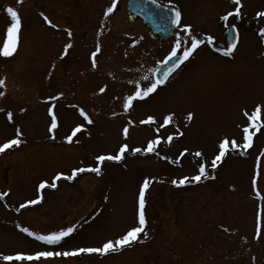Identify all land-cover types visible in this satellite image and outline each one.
<instances>
[{"label":"rangeland","instance_id":"374dc122","mask_svg":"<svg viewBox=\"0 0 264 264\" xmlns=\"http://www.w3.org/2000/svg\"><path fill=\"white\" fill-rule=\"evenodd\" d=\"M158 1L176 6L182 23L191 25L196 36L223 39L226 23L237 25L236 54L223 59L198 50L154 95L126 113L122 99L134 90L129 81L146 85V74L152 79L180 29L156 40L142 23L129 19L125 0H118L107 18L103 14L111 0H0V39L10 22L4 8L16 7L22 20L17 52L0 57V78L5 80L0 88L5 93L0 96V143L13 138L17 127L22 133L19 146L0 153V191L9 193L0 199V253L98 247L118 237L137 225L138 190L147 176L154 180L146 193V238L141 234L140 242L103 256L82 253L36 264H264V225L256 235L257 206L264 204V127L243 155L240 149L231 150L216 169L209 168L208 179L171 184L172 179L196 175L200 162L210 165L222 137L242 143L247 120L243 111L251 113L264 101V42L258 35L264 23L255 15L264 10V0H242V18L227 22L220 17L235 7L232 0ZM69 41L71 48L61 56ZM97 42L101 51L93 68L91 53ZM57 93H63L57 101L47 100ZM52 103L58 128L50 134L47 110ZM77 107L88 112L92 124L80 117ZM8 111L13 113L11 122ZM189 111L194 118L186 122ZM169 112L174 124L159 133L155 125L139 124L148 115L162 123ZM78 123L84 129L71 143L65 141ZM177 126L183 135L165 143ZM157 134L162 137L159 155L129 151L122 162L105 161L101 175L84 172L71 181L61 178L55 189L42 190L39 203L15 210L36 198L40 181L51 183L57 172L70 175L73 168L95 166L97 155L115 154L122 143L143 148ZM184 148L189 151L180 157ZM196 151L203 156L196 157ZM258 157L259 198L252 185ZM177 158L179 162H171ZM70 224L77 230L58 246L44 245L20 230L46 233Z\"/></svg>","mask_w":264,"mask_h":264},{"label":"snow or ice","instance_id":"6c2138e0","mask_svg":"<svg viewBox=\"0 0 264 264\" xmlns=\"http://www.w3.org/2000/svg\"><path fill=\"white\" fill-rule=\"evenodd\" d=\"M22 2V0H17V3ZM118 0H111V4L105 9L104 17H109L110 14L114 13V10L117 7ZM232 3L235 7L232 10L226 11L224 15L220 17L222 21L227 22L230 17H235L236 19L242 18V0H232ZM153 6L155 7H167V5L161 6L158 5V0H141V4L138 5V10L141 12H146L151 14L153 10ZM4 12L7 13L8 17H10V22L6 26V30L2 39H0V57L10 58L12 57L18 50L19 44V33L22 28V20L19 15L18 9L14 6H7L3 9ZM43 17L44 21L49 24L51 27L56 28L57 25L53 24L49 18L44 15V13H40ZM256 17L264 23V10L256 12ZM170 23L176 26L180 31L175 33V40L172 44V47L168 54L164 57L163 60L159 61L160 64H168V67L164 70L162 77H156L153 73V78L149 79V76L146 74L142 77V80L147 81L146 85H143L140 81H129L130 84H133L134 90H132L129 94L125 95L122 99V108L124 112L131 111L136 103L144 102L146 99L150 98L154 95L160 86H163L165 82L168 80L169 76L175 72L177 69L181 67V65L189 60L190 57L193 56L194 52L199 48L202 44H211L213 42L214 37L211 35L206 36L204 39H199L192 32L191 25L182 23V14L178 8H171V18ZM103 26V24H102ZM226 27H230L232 29V40L229 44L223 48H217L216 51L222 53L224 56H232L234 49L237 47L239 43V31L235 24L228 25L226 23ZM69 38L72 36V32L70 29L66 30ZM183 33V35H182ZM258 35L261 37L262 42H264V27L258 28ZM133 44L136 43V40L132 41ZM71 41L64 45L63 52L61 56L67 54L68 50L71 48ZM101 51V47L99 42H97L95 50L91 53L92 67H96V56ZM54 67V65H53ZM158 71V69H157ZM5 86V80L0 78V88ZM106 87V86H105ZM105 87H100L99 92H105ZM4 91H0V96H3ZM63 93H57L56 95H50L47 97L48 101L55 102L57 101ZM55 103H52L48 108V115L50 117V124L48 127V132L54 133V130L58 128V117L54 111ZM3 111V109H0ZM24 111V109H21ZM77 111L80 117L83 118L87 124H92L93 120L89 116L88 112L85 111L82 107H77ZM116 115V113H113ZM243 115L247 118L245 125L242 128V143H238L235 138H229L228 136L222 137L218 142V151L214 155L211 160L210 165H206V162H200L198 165V171L196 175L191 177L183 176L179 179H172L171 184L177 187L183 186L189 183L200 182L202 179H208V169H216L218 164H220L223 158L229 153L231 150L240 149L241 154L243 155L247 149L253 146V137L256 135L258 131L262 127H264V101L257 103L254 109L249 113L247 110L243 111ZM7 119L9 122L13 120V113L8 111L6 113ZM174 113L169 112L168 114L163 116V122L160 123L157 121L154 115H148L145 119L139 121L141 125H155L156 133H159L161 129H164L166 126L174 124ZM194 118V113L189 111L185 117L186 122H191ZM133 121H129L128 124H132ZM84 129V124H76L70 131L68 135L64 137V140L71 143L73 138L80 133ZM16 134L13 138L6 140L3 143H0V153H4L5 150L11 149L13 147L19 146L22 143L21 140V131L19 127L16 128ZM122 134L125 139L129 136V127L125 125L122 129ZM183 133L180 131L177 126V131L173 134L167 135L164 140L165 143H171L174 139V136H182ZM54 139V135L52 136ZM162 137L160 135H156L153 139H149L145 147H134L129 148L127 143H122L119 145L115 154L107 153L100 154L95 157L96 164L95 166L89 165L87 167H76L71 170L70 175H66L62 172H57L55 176L52 178V182L49 183L47 180H42L39 182L37 186V196L35 199L26 200L24 203H21L18 208L15 210L19 212L21 209H24L27 206L35 205L42 200V190L45 188L55 189L57 187L56 181L64 178L69 181L73 180L78 174L84 172H91L96 174L97 176L102 174V164L105 161H115L122 162L125 158V154L129 151L133 155L137 153H157V146L161 143ZM188 149L184 148L180 152V157H183L186 153H188ZM159 155V153H157ZM196 157H202L203 153L201 151L195 152ZM162 159H169L168 157H161ZM172 163L179 162V158L177 160L171 161ZM259 157L257 158L256 170L254 172L252 178L253 191L256 197H260L261 194L257 188V180L259 177ZM154 178L145 177L140 184L138 195H137V225L129 228L123 234L119 235L114 239H108L104 241L98 247H78L73 248L71 250H63V251H52V250H38L35 252H23L17 251L11 254H3L0 253V260L4 262V264H36V262L41 261L42 259H48L53 257H69V256H78L82 253L86 254H99L101 256L106 255L108 253L118 252L123 248L132 245L135 242H140L139 237L141 234L146 238L148 236L147 231L145 230V226L147 224L146 216H145V206H146V193L152 184ZM8 191H0V199H4L8 196ZM264 225V204H258L257 213H256V235L259 236L261 234V228ZM19 227V225H17ZM22 232L26 233L29 237L34 238L36 241L41 242L47 246H58L60 245L66 238H69L76 230V224H70L67 227H61L56 230H50L45 232L33 231L28 227H22L20 229Z\"/></svg>","mask_w":264,"mask_h":264},{"label":"water","instance_id":"95a60500","mask_svg":"<svg viewBox=\"0 0 264 264\" xmlns=\"http://www.w3.org/2000/svg\"><path fill=\"white\" fill-rule=\"evenodd\" d=\"M141 4V0H127V8L135 15L139 16L141 20L150 27L151 31L159 36L160 39H167L173 28L175 27L170 23L171 8L173 6L167 5V7H155L153 6L152 13L141 12L138 10V5ZM158 5H160L158 3ZM164 6V5H161ZM133 16H131V19ZM230 40H232V29H229ZM168 67V64H160L155 71L156 77H162L164 70Z\"/></svg>","mask_w":264,"mask_h":264},{"label":"flooded vegetation","instance_id":"af4514ba","mask_svg":"<svg viewBox=\"0 0 264 264\" xmlns=\"http://www.w3.org/2000/svg\"><path fill=\"white\" fill-rule=\"evenodd\" d=\"M129 14V13H128ZM135 21H138V22H140L141 23V21L139 20V19H135ZM143 25V24H142ZM145 26V25H144ZM146 27V26H145ZM236 27H237V25H236ZM147 28V27H146ZM226 30H227V27H226V25L223 27V39H221V38H216L215 36H213V35H211V36H213L214 37V39H213V42L211 43V44H207V43H205V44H202V45H200L199 46V48L194 52V54L198 51V50H206L207 52H212L214 55H217L219 58H223V59H228V58H230V59H232V57H233V55H235L236 54V49H237V47L234 49V52H233V55L232 56H224L222 53H220V52H217L216 51V49L217 48H220V49H223V48H225L228 44H229V42L230 41H228V39H227V35H226ZM148 31L150 32V34L152 35V37L153 38H155L156 40H159L158 39V37H157V35H155V34H153L149 29H148ZM206 36H208V34H198L197 35V38H199V39H204ZM126 38H131L129 35L128 36H126ZM219 42H221V44L219 45ZM237 46H238V44H237ZM193 54V55H194ZM184 64V63H183ZM182 64V65H183ZM182 65H181V67H182ZM180 67V68H181ZM179 68V69H180ZM176 73V72H175ZM174 73V74H175Z\"/></svg>","mask_w":264,"mask_h":264}]
</instances>
